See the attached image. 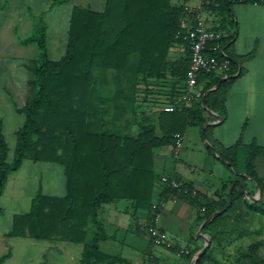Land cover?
I'll list each match as a JSON object with an SVG mask.
<instances>
[{"label":"trees","instance_id":"1","mask_svg":"<svg viewBox=\"0 0 264 264\" xmlns=\"http://www.w3.org/2000/svg\"><path fill=\"white\" fill-rule=\"evenodd\" d=\"M53 1V5L66 2ZM216 2L218 7L212 4L208 11L219 22L213 28L224 34L220 44L231 60V70L227 77L200 78L206 108L204 98L187 106L177 105L186 92L191 65L190 46L178 37L185 4L106 0L100 11L74 5L65 53L57 60L49 56L47 23L43 18L38 20L32 34L22 41L25 46L35 45L39 55L28 68L33 93L24 106H15L25 122L16 132L12 162L0 117V197L9 175L25 160L62 166L67 192L64 197L36 196L30 212L14 219L10 237L85 243L87 227L93 224L97 232L84 245L80 264H126L100 251V242L108 236L98 218L99 209L105 204L132 201L137 209L151 211L156 185L162 179L154 169L155 151L175 144V135H183L188 127L203 131L207 110L226 116L225 96L239 70L231 52L237 36L232 5L252 1ZM177 48L184 52L176 54ZM158 88L168 90L166 99L155 101L157 112L148 114L144 106ZM167 106L176 110L166 112ZM208 130H204L207 140ZM211 145L235 176L224 186V195L210 199L186 183L181 194L164 185L161 199L173 194L191 205L199 215L198 224L223 211L203 228L210 243L197 264H264V240L258 238L261 232L239 224L244 217L250 222L256 216L264 217V180L256 170V159L264 158V147L241 142L229 148ZM247 180L261 189L259 200L246 197ZM247 237L251 241L245 244ZM11 256V252L3 255L0 264Z\"/></svg>","mask_w":264,"mask_h":264},{"label":"crops","instance_id":"2","mask_svg":"<svg viewBox=\"0 0 264 264\" xmlns=\"http://www.w3.org/2000/svg\"><path fill=\"white\" fill-rule=\"evenodd\" d=\"M172 1L173 4L177 5L193 4L192 0ZM53 3V0H0V25L5 29L20 30L23 34L30 32L29 35H31L35 24L43 18L47 23V35H49V31H53V26L56 27V20L52 21V11L55 7L62 5H53ZM18 13L19 18H22V20L16 23L15 18ZM232 15L237 24V36L233 42L231 52L238 60L239 70L225 96L226 116L223 117L219 113L210 110H207L205 114L207 120L205 125L208 124L206 129L209 128L208 142L211 144L212 142L218 143L225 148L232 147L238 142H241L244 146L255 143L264 147V3L234 2ZM207 17L211 26L216 27L219 25L215 15L208 13ZM29 35L23 37L22 40L20 39V43ZM175 52L181 55L184 49L177 48ZM167 91L163 88L156 89L149 96V101L145 104L144 110L148 114H155L157 109L154 107V102L164 101ZM192 128L199 127H188L186 129L182 135L184 138L183 146L178 154L174 151L175 144L155 151L154 169L156 175L179 179L182 184H193L197 191L207 195L210 199H218L220 194L224 195L222 192L224 186L235 178L230 170L232 175L217 178L218 183L215 185L208 180L209 178H202L196 174V171H193L195 167L192 164L187 165L190 167V173L180 171L177 164L168 167L170 157L175 162L180 159ZM200 132L202 134L203 131L200 129ZM218 158V156L215 158L210 155L208 151L204 154L203 160L209 166V169L204 171L209 175L214 176V172L210 168L215 166V163H220V165H223L220 167L228 169ZM37 164L33 160H25L18 171L9 175L4 193L0 197V258L11 252L12 256L4 263L11 264L16 255L13 246L17 244L24 250L27 248L28 250L29 248L34 250L35 258L42 256L44 252L46 254L51 251L53 253L51 264H60L59 258L61 257L67 258V264H80L84 245L89 244L97 232L93 224H89L87 227L85 243H73L58 238L43 241L29 237L9 236L13 229L14 219L30 212L32 202L36 196L64 197L66 195L67 177L64 168L58 164L47 163L49 168L46 169V174L56 172L57 178L53 179L47 176L44 178V170L37 167ZM26 169L31 174L36 173L38 175L33 182L36 191L28 198V202H30L28 211H25V200L27 199L25 198L26 195L24 197V189L26 188L23 189V184L16 180V177L24 173ZM48 170L50 171L48 172ZM256 170L259 177L264 180L263 157L256 159ZM43 185L50 191L43 192ZM10 187L15 190L13 193L8 194ZM164 187L163 183H157L151 211L137 209L132 201L105 204L99 209L98 218L103 223L108 236L107 240L101 241L99 244L102 253L121 258L126 261V264H195L198 253L205 246V239L200 235L203 223H197L199 217L197 211L179 197L169 194L165 198L166 200L162 201L161 193ZM253 190L255 191L253 195H258L259 198V189L256 184L251 180H247L245 190L247 198V195L252 193ZM255 196H250L251 199L249 200L254 201L252 197ZM157 208L158 213L155 214ZM5 219L6 226L1 228V223ZM154 224L168 235L170 245L157 247L152 244L146 230ZM143 239L148 240L152 249L144 247ZM24 264H32L31 258H29L28 263ZM37 264H48V262L39 261Z\"/></svg>","mask_w":264,"mask_h":264},{"label":"rangeland","instance_id":"3","mask_svg":"<svg viewBox=\"0 0 264 264\" xmlns=\"http://www.w3.org/2000/svg\"><path fill=\"white\" fill-rule=\"evenodd\" d=\"M65 1L66 2L64 4L59 7H55L52 11V21L54 22L56 20V27L53 26V31L50 30L48 35L49 56L52 60L61 58L65 53L68 37L67 33L69 17L72 7L74 5H81L90 6L95 10H102L105 6V0H85L84 2L82 0ZM21 7L23 6L21 5ZM22 13L21 17L23 16ZM21 20L22 18H19L18 13V16L15 18V22L17 23ZM29 34L30 32H26L25 34H23V32L20 30L14 31L10 28L5 29V27H2L0 25V116L4 121V136L10 147L9 162H12L15 156V149L17 144L16 132L23 126L25 122L24 116L18 115L15 112V106H24L27 103L28 98L31 97L33 93L32 86L29 84L32 80V74L28 68L32 65L33 61L39 55V50L35 45L25 46L20 43L23 37ZM188 136L189 137L187 138V142L185 143L184 147L185 149L183 150V153H181L180 159L175 162L170 157L168 167L175 166L177 164L180 171L190 173V167L187 165L192 164L195 167L193 168V171H196V174H198L202 178H209L208 180L215 185L218 183L217 178L232 175L229 169L220 167L223 166L220 165V163H215V166H211L210 168L214 172V176L209 175L207 172H205L204 170H208L209 166H207V164L203 160V157L204 154L208 151V148L202 138L200 129L192 128ZM37 167L44 170V178H46V176L53 179L57 178L56 172L46 174V169L49 168L47 163H38ZM49 171L50 170H48V172ZM37 176L38 175L36 173L31 174L26 169L24 173H21L16 177V180L23 184V189L26 188L24 189V197L26 195L25 198L27 199L25 200V211H28L30 208V202H28V198L34 194V191H36L34 189L33 182L35 181V178H37ZM14 190L15 189H12L10 187L8 189V194L13 193ZM42 191L49 192L50 190H47V188L43 185ZM254 193L255 191L253 190L252 194ZM247 196L248 199H251L250 196L255 195L248 194ZM255 197L258 198V195H256ZM239 224L252 231H260L261 233L259 234L258 238L264 240L263 216H256L251 222L247 217H244V219ZM4 226H6V219L1 223V228H3ZM204 237L209 239V236L207 234H204ZM250 238L255 237L253 236ZM250 241L251 239L247 237L244 243L248 244ZM142 243L145 248L149 247V249H152L148 240L143 239ZM13 247L16 255L11 264L28 263L29 258H31L32 264H37L39 261H43V263L48 262V264H51V257L53 255L51 251L47 252L46 254L44 252L42 256H37V258H35L34 250L30 248L29 250L28 248L24 250V248H21V246L17 244H15ZM37 252L40 253L39 251ZM59 260L60 264H67L66 257H61L59 258Z\"/></svg>","mask_w":264,"mask_h":264},{"label":"built area","instance_id":"4","mask_svg":"<svg viewBox=\"0 0 264 264\" xmlns=\"http://www.w3.org/2000/svg\"><path fill=\"white\" fill-rule=\"evenodd\" d=\"M254 3H264V0H251ZM193 4L185 5L180 22L181 32L178 37L190 46L191 65L186 79V92L178 99V106H187L193 101H201L204 98L203 88L199 83L201 77L215 75L227 77L231 70V60L221 47L223 32L215 30L208 20V7L216 0H192ZM219 54V55H217ZM166 112H174L175 106H167ZM183 136L175 135L174 151L180 152L183 146ZM161 182L170 188L177 190L179 194L184 191L183 184L177 179L163 176ZM147 235L152 244L157 247L170 245L168 235L156 224L147 228Z\"/></svg>","mask_w":264,"mask_h":264},{"label":"water","instance_id":"5","mask_svg":"<svg viewBox=\"0 0 264 264\" xmlns=\"http://www.w3.org/2000/svg\"><path fill=\"white\" fill-rule=\"evenodd\" d=\"M203 106H204V108H206L205 107V97H204V99H203ZM208 126V124L207 125H205L204 126V128H203V132H202V136H203V138H204V140H205V142H206V145L207 146H209L215 153H216V155L219 157V155L217 154V151H216V149L208 142V140L206 139V136H205V132H204V130L206 129V127ZM242 185H243V183H241ZM234 184L231 186V188H230V200H229V205H231L232 204V200H231V195H232V193H233V190H234ZM261 196H262V192H261V189H259V198H255V197H252V199L254 200V201H256V200H259L260 198H261ZM223 213V211H220V212H217V213H214L212 216H211V218L209 219V220H207V221H205L203 224H202V228H201V230H200V235L202 236V237H204V235L202 234V229L204 228V226L209 222V221H212L213 219H215V218H217L218 216H220L221 214ZM204 239H205V246H204V248L198 253V255H197V257H196V260H195V264H197L198 263V261H199V259L206 253V251H207V249H208V247H209V243H210V241H209V239L208 238H206V237H204Z\"/></svg>","mask_w":264,"mask_h":264}]
</instances>
